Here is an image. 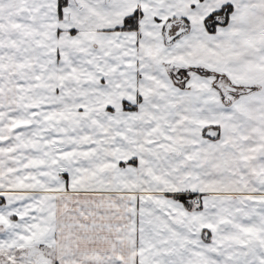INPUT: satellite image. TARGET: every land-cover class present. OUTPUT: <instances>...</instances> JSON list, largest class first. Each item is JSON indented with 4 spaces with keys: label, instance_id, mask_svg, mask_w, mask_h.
<instances>
[{
    "label": "snow or ice",
    "instance_id": "snow-or-ice-1",
    "mask_svg": "<svg viewBox=\"0 0 264 264\" xmlns=\"http://www.w3.org/2000/svg\"><path fill=\"white\" fill-rule=\"evenodd\" d=\"M0 264H264V0H0Z\"/></svg>",
    "mask_w": 264,
    "mask_h": 264
}]
</instances>
